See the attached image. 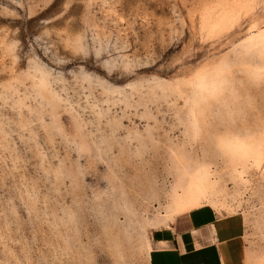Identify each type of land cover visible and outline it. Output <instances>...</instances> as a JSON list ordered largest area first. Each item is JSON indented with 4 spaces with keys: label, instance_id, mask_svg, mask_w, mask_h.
<instances>
[{
    "label": "rangeland",
    "instance_id": "obj_1",
    "mask_svg": "<svg viewBox=\"0 0 264 264\" xmlns=\"http://www.w3.org/2000/svg\"><path fill=\"white\" fill-rule=\"evenodd\" d=\"M256 30L264 0H0V264H148L201 169L264 264Z\"/></svg>",
    "mask_w": 264,
    "mask_h": 264
},
{
    "label": "crops",
    "instance_id": "obj_2",
    "mask_svg": "<svg viewBox=\"0 0 264 264\" xmlns=\"http://www.w3.org/2000/svg\"><path fill=\"white\" fill-rule=\"evenodd\" d=\"M246 222L210 205L179 213L149 235L148 264H247Z\"/></svg>",
    "mask_w": 264,
    "mask_h": 264
},
{
    "label": "bare ground",
    "instance_id": "obj_3",
    "mask_svg": "<svg viewBox=\"0 0 264 264\" xmlns=\"http://www.w3.org/2000/svg\"><path fill=\"white\" fill-rule=\"evenodd\" d=\"M263 32L264 31H262V30H258L257 34L255 36H258V35L260 36V34L261 33L263 34ZM250 37L252 38V36H250ZM259 40H261V39H259ZM199 83L203 84L201 82H199ZM196 87H197V85H196ZM242 146H240V143H238V144L233 143L232 145H230V148H229L231 153H232V156L235 157L240 162H242L241 160L246 158V154L248 153L247 152L248 150L246 151L245 148H243ZM253 152L254 153H253L252 157H253L254 161L252 163L259 165L260 164L259 162L261 161V151H259L257 149ZM236 170H238V168H236ZM213 187H214V181L210 180L209 171L207 169H201V170L197 171L192 176V178L190 180L189 187H188L186 193L184 194L183 199L180 201V204L178 205V211L180 213L185 212V211H190L191 209L202 206V205H210L212 207L217 206V201L213 198L214 193L212 192L213 190L211 189ZM201 199H205V201L207 200L208 203H206V204L202 203Z\"/></svg>",
    "mask_w": 264,
    "mask_h": 264
}]
</instances>
